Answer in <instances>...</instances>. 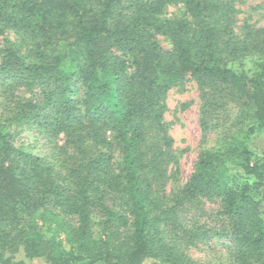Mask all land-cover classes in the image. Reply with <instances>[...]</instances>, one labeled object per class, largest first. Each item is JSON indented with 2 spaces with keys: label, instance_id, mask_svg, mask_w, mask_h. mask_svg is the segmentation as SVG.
Instances as JSON below:
<instances>
[{
  "label": "trees",
  "instance_id": "trees-1",
  "mask_svg": "<svg viewBox=\"0 0 264 264\" xmlns=\"http://www.w3.org/2000/svg\"><path fill=\"white\" fill-rule=\"evenodd\" d=\"M177 4L181 17L164 16ZM236 12L234 0H0V264H26L4 257L20 246L48 264H207L186 249L212 240L224 264H264V150L232 132L245 119L264 131V26L238 31ZM188 76L203 130L221 133L180 184L165 99ZM27 124L52 153L15 144Z\"/></svg>",
  "mask_w": 264,
  "mask_h": 264
},
{
  "label": "rangeland",
  "instance_id": "rangeland-1",
  "mask_svg": "<svg viewBox=\"0 0 264 264\" xmlns=\"http://www.w3.org/2000/svg\"><path fill=\"white\" fill-rule=\"evenodd\" d=\"M234 8L237 10L235 15L238 31L242 29L247 31V27L249 26H264V0H234ZM184 10L183 4L170 5L166 9L164 16L181 17ZM9 35L12 38L14 33L12 34V32H9ZM12 39H14V37ZM158 39L164 50L171 49V44L166 37L158 36ZM2 89H4V87L0 86V102L5 98V92H3ZM27 95L29 96V94ZM165 104L167 108L165 120L168 125L169 134L173 140V149L178 161V164L172 168L171 172H177L180 184H183L190 178L194 170V165L200 149L203 147L215 146L218 135L221 132L213 129L206 133L202 128V88L196 78L188 76L182 85L171 88L167 93ZM228 105L232 106L231 104ZM230 110H233V107H231ZM236 110H238V108H236ZM232 120H234V118ZM242 121L243 123L238 124L232 131L234 136L236 138H244V136L250 135L248 144L258 150H264V131L257 130L250 134V125L253 124L246 119ZM231 124L229 120V126L225 134L230 130ZM13 129H15V126ZM15 133V144L17 146L33 151L38 156L42 157L53 152V144H51L50 138L40 133V130L37 129L36 126L27 124L22 127H17ZM208 208L209 211L212 212L214 209H217V206L215 204H209ZM38 221V226L47 236L54 233L53 230L56 228L55 224H52L50 227V223L46 224L45 222L43 223L42 220ZM58 238L62 240L66 248H69L70 245L67 243L68 241L65 233H60ZM222 242L223 240H212L207 244L201 243L197 247H188L186 250L189 255L199 262L207 264H224L225 248ZM4 255H6L4 256L5 258L12 256L14 257V261H24L26 264H48L44 257H28L23 246H20L14 254L5 252ZM145 264H162V262L148 260Z\"/></svg>",
  "mask_w": 264,
  "mask_h": 264
}]
</instances>
